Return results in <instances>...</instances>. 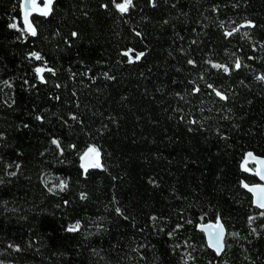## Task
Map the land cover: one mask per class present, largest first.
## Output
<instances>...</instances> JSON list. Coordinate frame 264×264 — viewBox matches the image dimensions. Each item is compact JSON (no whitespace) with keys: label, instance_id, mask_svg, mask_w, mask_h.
I'll use <instances>...</instances> for the list:
<instances>
[{"label":"trees","instance_id":"16d2710c","mask_svg":"<svg viewBox=\"0 0 264 264\" xmlns=\"http://www.w3.org/2000/svg\"><path fill=\"white\" fill-rule=\"evenodd\" d=\"M121 1L0 0V264H264V0Z\"/></svg>","mask_w":264,"mask_h":264},{"label":"snow or ice","instance_id":"6c2138e0","mask_svg":"<svg viewBox=\"0 0 264 264\" xmlns=\"http://www.w3.org/2000/svg\"><path fill=\"white\" fill-rule=\"evenodd\" d=\"M51 4H52V0H46L44 8L41 9V11L43 12L44 15H48L49 12L51 11ZM131 5H132V0H123V3H118L115 6L120 12L123 13V12H127ZM33 6H35L34 0H33ZM27 16H28V12L26 11L25 12V21L26 22H27ZM248 23H249V26H251V22L249 21ZM16 26H17L16 24L11 25V27H13V28H15ZM27 31H29L33 36L36 35V30L30 23L27 25ZM73 35L75 36L76 33H73ZM228 35H231V33H228ZM125 55H130V52H126ZM142 55H143V53H140L137 55L136 58L139 59V57ZM32 56H34L37 60L42 59L38 53H32ZM189 63H192V61H189ZM215 67H223L224 71H229L227 66L215 65ZM235 67H237V68L240 67L239 61L236 62ZM36 71L38 73H40L43 71V69L37 68ZM49 71H51V69H49ZM41 79H43L42 76H41ZM260 79H264V77H260ZM197 91H198V89H197ZM216 95L220 96L222 99H227V97L224 96L219 91L216 92ZM53 142L58 143L57 141H53ZM93 151H96V150L95 149H89V152H93ZM97 155H98V152H97ZM85 156H87V153L85 154ZM248 156L251 157L252 153H249ZM245 163H247V161ZM258 163L260 165H264V160H259ZM94 166H99V164H96ZM246 170H248V169H246ZM256 175H258L261 180H264V169L258 168L256 170ZM59 186L61 188H64L66 185L63 182H61V184ZM244 187L248 188L249 186L247 184H245ZM249 191L257 193L256 204L259 208L264 209V186L257 185L255 187L249 188ZM261 214L264 215V212H262ZM252 219H254V218H250V221H249L250 223H251ZM79 227H80L79 222H77L75 225L70 226L67 230L70 232H73V231H77L79 229ZM209 227H217L218 228V231H216L214 234L213 233L209 234V243L219 253L223 248V243H222L223 237H224L223 226L218 224L217 226H209Z\"/></svg>","mask_w":264,"mask_h":264},{"label":"water","instance_id":"95a60500","mask_svg":"<svg viewBox=\"0 0 264 264\" xmlns=\"http://www.w3.org/2000/svg\"><path fill=\"white\" fill-rule=\"evenodd\" d=\"M22 5H23V17H24V20H25V12H26V11L28 12L27 22L25 21V23L28 25V24L31 22V17H32V15L36 12V9H35V7L33 6V2H32V0H23ZM30 24H31V23H30ZM245 25H247V24H244V26H245ZM89 149H94V148H92V147H91V148H88V149L83 153V155H82V157H81V164H82V167H83L84 169H86V170H88V169H92V168H97V167H99L100 164H101V154L98 153V155H97V153H96L95 151H93V152H89ZM86 153H87V156H85ZM249 153H252V156H251V157L248 156ZM259 160H264V156L256 155V154L253 153V152H248V153L246 154V156H245L243 162H242V169H243V171L246 172V173H251V174H255V175H256V170H257L258 168H259V169H264V165H260V164L258 163ZM246 161H247V163H245ZM96 164H99V166H94V165H96ZM250 164L255 165L254 170L251 169V168L249 167ZM246 169H248V170H246ZM256 176H257L258 179L260 180L259 183H257V184H249V183H247L246 181H244V182H243V187H244L245 184H247V185L249 186L248 188H246V187H244V188H245L249 193L252 194V196H253V201H254V205H255L257 208H259V207L257 206V204H256L257 193L252 192V191H249V188L255 187V186H257V185L264 186V180H261L260 177H259L258 175H256ZM259 209L264 211V209H261V208H259ZM218 224H219V225H222V226H223V230H224V237H223V241H222V243H223V248H222V250H221L219 253H218V252L216 251V249L213 248V247L210 245V243H209V234H210V233H213V234H214L216 231H218V228H217V227H209V226H217ZM198 229H199L200 231H202V232L205 234L209 247H210L212 250H214L215 252H217L218 254H222V252H223L224 249H225V240H226V235H227V230H226V227H225L223 221L219 218L216 222H214V221H210V222H207V223H201V224L198 225Z\"/></svg>","mask_w":264,"mask_h":264},{"label":"flooded vegetation","instance_id":"af4514ba","mask_svg":"<svg viewBox=\"0 0 264 264\" xmlns=\"http://www.w3.org/2000/svg\"><path fill=\"white\" fill-rule=\"evenodd\" d=\"M32 2H33V0H32ZM34 3H35V6L34 7L36 9V12L40 13V12H42L41 9L44 8V5L46 3V0H34ZM249 167L254 170L255 165L250 164ZM247 174H249L250 176H256L255 174H251V173H247ZM259 182H260V180L257 177V180L255 182H253V184H257Z\"/></svg>","mask_w":264,"mask_h":264},{"label":"rangeland","instance_id":"374dc122","mask_svg":"<svg viewBox=\"0 0 264 264\" xmlns=\"http://www.w3.org/2000/svg\"><path fill=\"white\" fill-rule=\"evenodd\" d=\"M120 3H123V0ZM95 152L97 153V151H95Z\"/></svg>","mask_w":264,"mask_h":264}]
</instances>
